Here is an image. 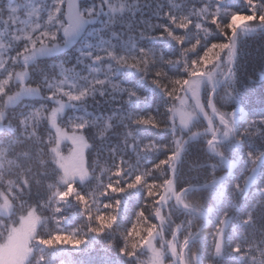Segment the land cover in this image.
<instances>
[{"label": "snow or ice", "instance_id": "obj_1", "mask_svg": "<svg viewBox=\"0 0 264 264\" xmlns=\"http://www.w3.org/2000/svg\"><path fill=\"white\" fill-rule=\"evenodd\" d=\"M0 264H264V0H0Z\"/></svg>", "mask_w": 264, "mask_h": 264}, {"label": "trees", "instance_id": "obj_2", "mask_svg": "<svg viewBox=\"0 0 264 264\" xmlns=\"http://www.w3.org/2000/svg\"><path fill=\"white\" fill-rule=\"evenodd\" d=\"M250 49L258 50L259 41L258 38H253L249 44ZM256 110L259 111V100H256ZM211 238H209L210 241ZM103 256V252L100 250V247L97 246L95 250L88 252L87 254H77L71 253L66 259L69 261L78 260V261H86V260H98Z\"/></svg>", "mask_w": 264, "mask_h": 264}]
</instances>
